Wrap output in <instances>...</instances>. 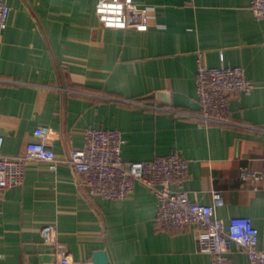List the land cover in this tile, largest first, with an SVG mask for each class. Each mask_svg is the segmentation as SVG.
Here are the masks:
<instances>
[{
  "label": "crops",
  "instance_id": "crops-1",
  "mask_svg": "<svg viewBox=\"0 0 264 264\" xmlns=\"http://www.w3.org/2000/svg\"><path fill=\"white\" fill-rule=\"evenodd\" d=\"M0 29L2 153L20 155L34 131L48 127L55 153L84 145L86 129L122 134L125 162L150 161L178 150L188 161L183 189L216 215L249 217L264 249V181L253 188L240 169L264 167V18L251 0H133L147 29L103 28L96 0H4ZM206 66H240L255 88L229 97V125L197 117V54ZM179 113V114H178ZM64 164L50 171L29 163L21 185L0 196V264H39L52 253L41 230L55 229L70 264H89L94 251L109 264H211L195 249L193 226L156 227L155 196L135 183L124 200L88 196ZM233 264H247L233 247Z\"/></svg>",
  "mask_w": 264,
  "mask_h": 264
},
{
  "label": "built area",
  "instance_id": "built-area-1",
  "mask_svg": "<svg viewBox=\"0 0 264 264\" xmlns=\"http://www.w3.org/2000/svg\"><path fill=\"white\" fill-rule=\"evenodd\" d=\"M250 9L256 18H264V0H251ZM9 7L0 0V29L6 27ZM95 16L101 27L110 29H147L145 10L136 7L133 0H96ZM255 85L249 81L240 66H206L203 54H197L196 96L199 110L194 117L204 123L229 125V97L231 94H249ZM179 114V113H178ZM50 129L38 127L20 155L2 153L0 136V196L13 186L21 185L29 163H45L50 171L64 164L81 176L87 186V195L103 199L124 200L133 191L135 183L144 185L156 199V227L182 230L194 228L195 249L208 254L211 264H233L230 253L233 247L241 251L247 264H264V249L258 247V231L249 217H230L227 221L216 215V206L222 200L212 192L211 204L190 200L182 183L188 176V161L178 150L150 161L125 162L121 157L122 134L113 129L88 128L81 148H69L66 155L58 156L48 138ZM240 180L251 181L253 188L264 181L261 171L240 169ZM55 229L46 226L41 230L42 240L52 246L55 264H70L65 245L57 242Z\"/></svg>",
  "mask_w": 264,
  "mask_h": 264
},
{
  "label": "water",
  "instance_id": "water-1",
  "mask_svg": "<svg viewBox=\"0 0 264 264\" xmlns=\"http://www.w3.org/2000/svg\"><path fill=\"white\" fill-rule=\"evenodd\" d=\"M54 259V254L44 253L39 257V264H55ZM89 264H109L106 252L103 250L94 251Z\"/></svg>",
  "mask_w": 264,
  "mask_h": 264
}]
</instances>
